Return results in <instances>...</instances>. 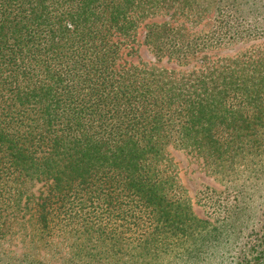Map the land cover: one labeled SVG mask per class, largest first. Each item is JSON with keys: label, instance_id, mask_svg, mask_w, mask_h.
Here are the masks:
<instances>
[{"label": "trees", "instance_id": "obj_1", "mask_svg": "<svg viewBox=\"0 0 264 264\" xmlns=\"http://www.w3.org/2000/svg\"><path fill=\"white\" fill-rule=\"evenodd\" d=\"M142 24L150 62H123ZM257 40L264 0H0V237L14 222L114 252L228 227L260 234L264 264V50L210 57ZM169 148L228 178L199 191L221 225L192 213Z\"/></svg>", "mask_w": 264, "mask_h": 264}, {"label": "rangeland", "instance_id": "obj_2", "mask_svg": "<svg viewBox=\"0 0 264 264\" xmlns=\"http://www.w3.org/2000/svg\"><path fill=\"white\" fill-rule=\"evenodd\" d=\"M207 22L206 16L194 29H201ZM143 24L134 41H127L123 46V62H150L142 44ZM256 49L264 50V40L234 44L211 52L210 57H236L248 51L253 53ZM161 65L169 69L177 67L172 62ZM167 161L171 167L169 172L189 199L192 213L198 219L206 220L210 226L221 225V219L210 216V210L200 202L199 191L208 186L219 192L229 184L228 178L209 173L202 160L186 150L169 148ZM240 179L236 183H242ZM252 205L257 207V198L253 197ZM16 226L12 222L13 229L0 237V264H251L248 259L254 254L253 245L261 240L260 234H233L228 227H223L221 232L208 231L195 241V236L187 238L185 243V237L175 239L171 233H160L149 236L146 246L132 244L112 252L108 249L102 251L94 239L85 236L63 234L45 238L27 229L17 231L14 229Z\"/></svg>", "mask_w": 264, "mask_h": 264}]
</instances>
